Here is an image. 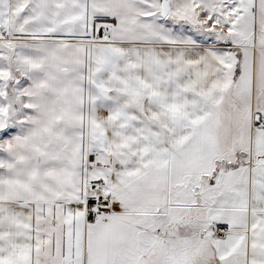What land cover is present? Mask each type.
<instances>
[{"label":"snow or ice","instance_id":"obj_1","mask_svg":"<svg viewBox=\"0 0 264 264\" xmlns=\"http://www.w3.org/2000/svg\"><path fill=\"white\" fill-rule=\"evenodd\" d=\"M0 264H264V0H0Z\"/></svg>","mask_w":264,"mask_h":264}]
</instances>
